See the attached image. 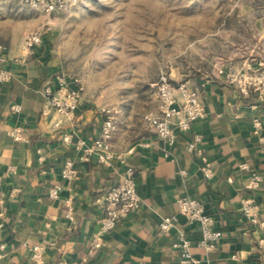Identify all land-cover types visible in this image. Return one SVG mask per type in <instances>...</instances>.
<instances>
[{"label":"crops","instance_id":"1","mask_svg":"<svg viewBox=\"0 0 264 264\" xmlns=\"http://www.w3.org/2000/svg\"><path fill=\"white\" fill-rule=\"evenodd\" d=\"M213 12L210 29L200 31L189 44L190 61L166 72L172 84L186 82L198 93L206 113L188 131L178 132L169 148L144 121L147 114L158 115L155 90L144 89L154 86L151 82L139 84L141 90L132 85L130 101H110L116 85H93L86 69L80 75H65L70 88H75L73 78L83 79L75 118L44 116L38 91L63 74L61 55L45 44L44 34L41 45L29 54L22 52L21 42L46 21L51 30L54 18L31 11L23 0L0 2V46L6 60L0 69L12 73V81L0 87V244L6 245L0 264H177L174 243L179 232L190 240L200 264H264V98L246 101L218 75L219 67L231 62H249L264 70V0H226ZM67 57L69 53H62V59ZM14 105H20V113L11 112ZM103 109L114 112L116 126L109 165L95 157L81 160L83 151L75 146L78 140L101 136ZM255 119L261 122L260 130ZM57 122L60 128H54ZM14 131L19 132L16 139L11 136ZM196 138V150L189 151ZM39 150L43 163L38 161ZM68 161L77 170L71 183L61 178ZM205 165L212 171L211 179L202 172ZM128 168L135 170L141 207L120 219L94 248L107 191L121 183ZM252 173L263 178L255 190L249 189ZM58 184L63 187L61 198L53 200L49 190ZM183 197L200 201L222 233L211 250L199 246L198 226L179 215ZM66 199L74 204L73 221L65 218ZM243 199H252L258 207L256 222L243 215ZM174 216V227L161 232L162 218Z\"/></svg>","mask_w":264,"mask_h":264},{"label":"built area","instance_id":"2","mask_svg":"<svg viewBox=\"0 0 264 264\" xmlns=\"http://www.w3.org/2000/svg\"><path fill=\"white\" fill-rule=\"evenodd\" d=\"M2 0H0L1 2ZM79 0H23L28 8L36 13L44 14L52 18L57 14L69 11L78 4ZM49 21H46L45 27L48 28ZM44 29L27 32L21 42V50L24 54H29L34 48L42 43ZM3 48L0 46V63L6 62L2 56ZM218 75L222 77L229 85L233 86L243 97L248 98L251 93L257 95L259 99L264 98V70L255 67L252 63L245 62L236 64L228 63L218 69ZM12 81V73L5 69H0V87H5ZM68 78L63 74L56 75L53 80L43 87L38 93L44 101L43 115L49 116L56 113L63 119L72 120L75 118L76 111L80 106L81 95L84 92L83 79L75 77L72 79L75 88H70ZM155 94L158 101V115L147 114L144 121L148 127L158 137L163 139L169 148L176 143L177 133L188 131L192 124L203 120L206 117L205 109L200 103L198 93L192 89L186 82H180L176 85L170 82L167 75H161L155 84ZM13 114L21 112L20 105H14L11 109ZM104 121L101 127V133L98 139L93 141L78 140L75 143L76 149L83 151L81 160H88L95 157L99 163L109 165L114 159L111 140L115 132L114 112L110 109H103ZM257 130L262 128L258 119L254 120ZM61 123L54 124V128H60ZM18 131L11 133L13 138H18ZM70 142V140H67ZM200 138H196L189 144L188 150L195 151ZM39 163H43L45 158L42 151H37ZM242 169H248L242 165ZM204 176L208 179L213 177L209 165L202 168ZM77 177V170L73 161L65 163L61 178L66 183H71ZM263 182L262 176L258 173H252L250 190L260 187ZM63 191L62 185L58 184L49 190V197L53 200H59ZM104 215L99 222V230L93 238L92 246L98 248L102 245L104 237L112 232L120 219L128 217L137 212L141 207V200L136 188L135 170L128 168L124 172L123 179L116 187L111 188L105 197ZM66 211L65 218L73 221L74 204L71 199L64 201ZM179 215L188 222L198 226L201 239L199 246L211 250L213 246L221 241L222 233L214 226V219L207 214L205 206L198 200L191 197H183L178 201ZM243 215L256 222L259 210L252 199L242 200ZM177 218H162L159 229L161 232H167L174 227ZM174 248L179 252L177 264H200L191 252L190 240L182 232L178 233ZM0 258L6 255V245L0 244ZM237 259L236 255L232 256ZM33 259L37 262L39 251L35 250ZM264 263V257H263Z\"/></svg>","mask_w":264,"mask_h":264},{"label":"rangeland","instance_id":"3","mask_svg":"<svg viewBox=\"0 0 264 264\" xmlns=\"http://www.w3.org/2000/svg\"><path fill=\"white\" fill-rule=\"evenodd\" d=\"M226 0H79L44 29L45 44L60 52L62 73L88 71L94 85H116L110 101H130L132 85L150 82L190 61V42L210 29L215 13ZM224 18L222 12L218 16ZM41 29V28H40ZM82 37L85 36V38ZM200 49L196 45L195 51ZM184 52L182 57L179 53ZM62 53L70 57L62 59ZM197 60V59H195ZM131 92V93H130ZM140 101H146L145 98Z\"/></svg>","mask_w":264,"mask_h":264},{"label":"trees","instance_id":"4","mask_svg":"<svg viewBox=\"0 0 264 264\" xmlns=\"http://www.w3.org/2000/svg\"><path fill=\"white\" fill-rule=\"evenodd\" d=\"M38 94H39V93H38ZM39 95H40V94H39ZM256 99H257V96H256L255 94L251 93L250 96L246 99V101H255ZM112 188H113V187H112ZM110 189H111V188H110ZM110 189H109V190H110ZM109 190H108V191H109ZM108 191H107V192H108Z\"/></svg>","mask_w":264,"mask_h":264}]
</instances>
